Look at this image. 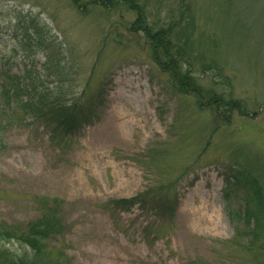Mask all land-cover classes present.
<instances>
[{
  "label": "rangeland",
  "instance_id": "1",
  "mask_svg": "<svg viewBox=\"0 0 264 264\" xmlns=\"http://www.w3.org/2000/svg\"><path fill=\"white\" fill-rule=\"evenodd\" d=\"M103 1L0 0V83L47 71L51 86L60 67L50 60L68 61L75 92L66 98L93 109L61 138L46 118L10 125L0 220L23 224L40 213L36 197L55 199L64 233L52 243L66 264H254L235 235L245 192L228 168L239 149L264 166V0H187L197 81L245 110L227 121L206 97L197 105L170 87L143 32L130 28L137 9ZM137 2L153 24L178 0Z\"/></svg>",
  "mask_w": 264,
  "mask_h": 264
},
{
  "label": "trees",
  "instance_id": "2",
  "mask_svg": "<svg viewBox=\"0 0 264 264\" xmlns=\"http://www.w3.org/2000/svg\"><path fill=\"white\" fill-rule=\"evenodd\" d=\"M119 1L130 9L138 10L130 28L143 32L152 48L154 63L162 72L168 74L172 82L169 85L175 92L190 94L196 99L197 105L206 97L207 101L204 103L206 107L212 108L216 115L226 121L229 120L231 109L243 110L237 100L224 101L221 93L207 90L197 81L193 69L194 59L189 55L193 21L190 18V6L187 0H178L177 10L171 7L176 12L170 8L163 22L153 24L148 23L145 10L140 8L137 0ZM103 3L108 6L106 0ZM141 6L144 8V5ZM41 41L44 44H53L49 35L43 36ZM49 63L60 67L58 72L54 71L55 84L51 86L43 78L46 77L47 71L37 72L32 78H29L30 74L21 76L11 73L1 79L0 151L4 148L3 135L10 125L19 123L27 116L50 120L53 125L52 135L56 136L59 133L56 137L61 138L66 134H72L91 115L93 109L83 107L81 98H66L75 92V90L70 91L71 85L65 82L68 80L65 78L68 76V70L72 68L69 62L62 60V63L58 62L55 65L51 59ZM208 63L213 64V68H219L214 58H210ZM48 68L50 67L47 64L45 69ZM226 83L222 85L225 87ZM83 91V88L79 91L80 96H83ZM17 112H20L18 116H16ZM235 155H238L239 160ZM235 155V163L229 166L228 174L234 178L236 184L243 187L245 192L242 209L234 213L239 222L235 224V235L243 236V247L255 258L254 264H264V166L258 159L255 160L256 155L250 156L243 150L239 149ZM250 157H254V160ZM36 199L40 203V213L36 217L23 224L0 220V264L67 263L61 244L52 243L53 239L64 233L59 203L55 199L50 201L41 200V197ZM137 199L138 196H134L119 198L114 202L132 204Z\"/></svg>",
  "mask_w": 264,
  "mask_h": 264
}]
</instances>
